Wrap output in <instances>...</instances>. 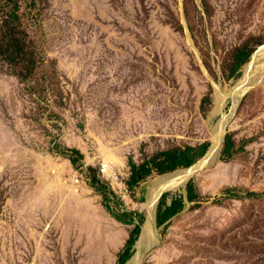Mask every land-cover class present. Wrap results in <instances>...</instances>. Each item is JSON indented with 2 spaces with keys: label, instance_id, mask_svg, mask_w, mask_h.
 Listing matches in <instances>:
<instances>
[{
  "label": "rangeland",
  "instance_id": "1",
  "mask_svg": "<svg viewBox=\"0 0 264 264\" xmlns=\"http://www.w3.org/2000/svg\"><path fill=\"white\" fill-rule=\"evenodd\" d=\"M14 1L0 0V45ZM16 1L37 56L0 57V264H118L168 174L179 185L166 201L190 180L199 197L164 227L160 196L140 264H264V75L235 94L264 45V0ZM205 142L188 178L178 167L128 184L130 159Z\"/></svg>",
  "mask_w": 264,
  "mask_h": 264
},
{
  "label": "trees",
  "instance_id": "2",
  "mask_svg": "<svg viewBox=\"0 0 264 264\" xmlns=\"http://www.w3.org/2000/svg\"><path fill=\"white\" fill-rule=\"evenodd\" d=\"M19 9L20 5L15 0L12 15H10L9 20L5 21L7 39L2 45H0V57L3 58L11 67L16 65L21 59H27L31 63H35L37 56L36 51L28 44L22 30H20L19 23H15L19 21ZM234 146L235 145L232 136L227 134L224 138L223 148L221 150V158H230L235 152ZM208 148L209 143L205 142L198 146L167 149L159 152L151 159L144 161V163L140 165H138L134 160L130 159L129 165L131 168V174L128 184L130 186L139 185V183L144 181V179L153 171L157 172L158 174H163L178 167L189 168L195 163V161L205 155ZM67 153L70 154L69 159L73 165L83 158L82 153L75 148L67 149ZM246 195L256 196L259 195V193L249 191L246 193ZM165 196L166 194H163L161 197L162 199L158 203L155 221L157 226L163 225L164 227H167L172 216L183 209L185 201H193L199 197V194L196 190L194 181L190 180L186 185L185 194H175L171 196L169 202L165 200ZM105 206L110 210V206L107 203H105ZM112 215L116 219L125 223H133L134 221V218L127 220L124 217L115 214L113 211ZM141 230L142 226L141 222H139L132 229L124 250L120 252L118 264H126L131 258L135 243L139 238Z\"/></svg>",
  "mask_w": 264,
  "mask_h": 264
},
{
  "label": "bare ground",
  "instance_id": "3",
  "mask_svg": "<svg viewBox=\"0 0 264 264\" xmlns=\"http://www.w3.org/2000/svg\"><path fill=\"white\" fill-rule=\"evenodd\" d=\"M261 50H262V52H261ZM263 51H264V48H260L259 52L252 54L250 60L245 64V66L243 68V76L241 75L242 78L239 80V82L237 83V86H236L237 92L235 94H236L237 100L250 89V87H248V85L258 82L256 79L259 80L264 75V54H263L264 52ZM250 70L255 71V73H252V74L257 73V75H258L256 78L253 77L254 78L253 82H250L252 80L251 78L248 79L250 77V76L248 77L249 72L251 74ZM247 81H248V84H247ZM234 101H236V100L234 99ZM219 148H220V141L217 143H213V145L209 149V153L207 154V156L209 155L210 157H215L219 151ZM196 167L197 166L194 165V166H191V167L183 170L182 173L184 174V177L186 176L188 178L190 175H192L195 172ZM179 176H181V175H179ZM114 178H115V176H114ZM183 181H184V179H183ZM178 185H179L178 174H170V175L168 174L165 176L163 175V176L157 177L151 183L149 190H148V197H147V202H146L147 207H148V209H147L148 215L146 214L147 216H146V219H145L144 225H143L144 234L142 236V239L137 242L136 253L134 254L132 260L128 264H140V262H141V251H142L143 247H145V246L148 247L153 242V236H154V232H155L154 223H153L154 218L153 217H154L157 201L163 192H165L167 190L174 189Z\"/></svg>",
  "mask_w": 264,
  "mask_h": 264
},
{
  "label": "water",
  "instance_id": "4",
  "mask_svg": "<svg viewBox=\"0 0 264 264\" xmlns=\"http://www.w3.org/2000/svg\"><path fill=\"white\" fill-rule=\"evenodd\" d=\"M260 48H264V45L263 46H260ZM259 48V49H260ZM259 49H258V51L257 52H259ZM250 82H253L252 80L250 81ZM257 83V82H256ZM247 84H248V81H247ZM251 85H254V84H250V85H248V87H250ZM162 195V194H161ZM160 198V197H159ZM159 200V199H158ZM155 215H156V213H155ZM118 220V219H117ZM155 224H156V221H155ZM143 234H144V229H143V227H142V230H141V233H140V235H139V238H138V240H137V242L139 241V240H141L142 239V236H143ZM137 242H136V244H137ZM135 244V245H136ZM128 263V262H127Z\"/></svg>",
  "mask_w": 264,
  "mask_h": 264
},
{
  "label": "built area",
  "instance_id": "5",
  "mask_svg": "<svg viewBox=\"0 0 264 264\" xmlns=\"http://www.w3.org/2000/svg\"><path fill=\"white\" fill-rule=\"evenodd\" d=\"M104 172V171H103Z\"/></svg>",
  "mask_w": 264,
  "mask_h": 264
}]
</instances>
